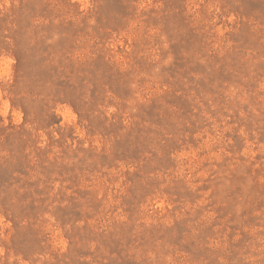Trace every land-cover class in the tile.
I'll list each match as a JSON object with an SVG mask.
<instances>
[{
    "label": "rangeland",
    "instance_id": "rangeland-1",
    "mask_svg": "<svg viewBox=\"0 0 264 264\" xmlns=\"http://www.w3.org/2000/svg\"><path fill=\"white\" fill-rule=\"evenodd\" d=\"M0 264H264V0H0Z\"/></svg>",
    "mask_w": 264,
    "mask_h": 264
}]
</instances>
